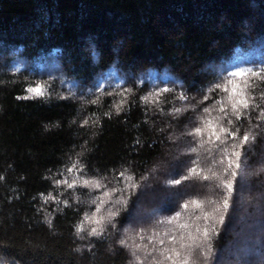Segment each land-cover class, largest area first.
<instances>
[{"label":"trees","instance_id":"16d2710c","mask_svg":"<svg viewBox=\"0 0 264 264\" xmlns=\"http://www.w3.org/2000/svg\"><path fill=\"white\" fill-rule=\"evenodd\" d=\"M256 73L264 0H0V264H264ZM217 85L259 106L227 124ZM205 119L249 142L189 135Z\"/></svg>","mask_w":264,"mask_h":264},{"label":"snow or ice","instance_id":"6c2138e0","mask_svg":"<svg viewBox=\"0 0 264 264\" xmlns=\"http://www.w3.org/2000/svg\"><path fill=\"white\" fill-rule=\"evenodd\" d=\"M233 76H241L243 75V73H232ZM257 77L261 80H264V75H262L261 73H256ZM245 84V88H248V87H251V85L248 84L247 81L244 82ZM216 87H220L222 88V90L224 92H228L229 95L225 98V100H221V101H217V103L220 105L219 107V112L221 113H224V116L222 117L223 120L227 121V124H232V120H230L228 117L229 115H231L232 117H234L236 120H240L242 115H243V112L241 111V109H249L250 107H256V106H259V105H253L250 103V99H249V96L248 94L245 93L244 89H241V91L239 93L236 92L235 88L233 89H229L228 87L226 86H223V85H217ZM29 92H32L35 94L36 97H39V96H43L44 95V92L41 91L39 88H30L28 89ZM239 97V98H237ZM180 99H187V97L185 96H181ZM204 99H207V97H205ZM252 99H255V97H252ZM261 99H264V94H262L261 96ZM225 101H227V105L229 107H226L225 106ZM203 102V101H201ZM177 112H180L181 109H176ZM204 112H208L210 114L211 112V109L209 107H205L203 109ZM261 116H264V112L261 113ZM219 119V118H218ZM227 124H220L218 122H214V121H210V120H207L205 119L203 122H202V126H197L195 128V131L194 132H190L189 135H193V136H197V137H204L205 133H206V130L208 132V141L211 142L213 140V138L215 139V141L217 142H220L221 144L225 143L226 141L225 140H222L221 139V135L218 134V133H222L226 138H230L232 139L233 141H235L236 139L240 138L242 139L243 143L239 146V147H243V144H246L249 142V139L251 137V133H247V134H244L242 137H239V127L238 126H234L231 130L227 127ZM254 139V137H252ZM203 146V145H201ZM233 148H236L237 145L233 144L232 145ZM193 151H195V149H193ZM234 156H236L237 158H239L240 156V153L237 151V152H234L233 153ZM233 167V164L232 162H229L228 164V168H232ZM235 167L236 168H239L240 165L239 163H236L235 164ZM72 170H75V168H73ZM193 172H195V169H192ZM235 172L232 173L233 176H235ZM123 175V174H121ZM129 179H131V177H129ZM205 180L209 179V177L205 176L204 177ZM67 187L69 188H74L76 187L77 185L75 183H72V182H65ZM222 185H223V188L225 189H228L229 192L232 191V188H233V184H232V181H228V182H223L221 181ZM82 187H85V188H105L107 189V185H102L98 180L96 181H93L91 179H84L83 180V183L81 185ZM114 194V192L112 190H106L104 191L103 193V196L100 197V205H104L105 204V200L103 197H111L112 195ZM109 203H119V201H111L109 200L108 201ZM190 203H193L196 205L197 208H202L203 205L200 204L199 202H196V201H192ZM228 201L225 199L224 202H223V208L224 209H227L228 208ZM184 208L187 209L188 208V205L185 204L184 205ZM219 209H217L218 211ZM97 211H100V208L98 207L97 208ZM111 215V214H110ZM208 215L209 214H206L204 216L205 219L208 218ZM175 219H178V217H174L173 219H170L168 221V223H172L173 220ZM197 219H199V217H197ZM222 220V218H221ZM95 223L97 225H100L102 222L101 220L97 219L95 221ZM181 228H184L186 227V225H180ZM102 228H92L91 229V234L92 235H100L102 233ZM203 236L205 239H208L209 238V232L207 229H204L203 230ZM183 239V237L181 238ZM173 241H175V237H173ZM122 243H126V242H123ZM160 244H163V240L159 241ZM181 247H187L186 245L182 244ZM196 247H199L198 245ZM163 255V253H161ZM149 255H151V253H149ZM176 255H179V252L176 253ZM206 256V253L204 254ZM166 259L168 260H171L172 257L170 256H166L165 257ZM173 264H175V262H173ZM182 264H189V258L185 257Z\"/></svg>","mask_w":264,"mask_h":264},{"label":"rangeland","instance_id":"374dc122","mask_svg":"<svg viewBox=\"0 0 264 264\" xmlns=\"http://www.w3.org/2000/svg\"><path fill=\"white\" fill-rule=\"evenodd\" d=\"M14 56H15V54H13ZM115 65H117V64H115ZM113 66V65H112ZM111 67V66H110ZM112 68V70H113V72L115 73V74H117V80H121V78H123L122 77V75L119 73V70H117V68H115V67H111ZM211 68H214L213 66H207V69H211ZM53 65H51L50 66V64L47 66V68H46V71H49V72H52L53 71ZM242 69L243 68H241L240 70H238V72L239 73H241V71H242ZM111 70V71H112ZM121 72V71H120ZM236 73V72H235ZM110 77H111V79H115L116 77H115V75L112 73V75H110ZM107 78V76L104 78V80ZM64 80V79H63ZM63 83V85H64V81L62 82ZM33 89L34 88H39L41 91H43L44 92V95H45V90H44V88L43 87H41L40 85L39 86H37V87H32ZM28 93V95L30 96V97H36L35 96V94L34 93H32V92H27ZM263 206H264V200H263ZM140 212V213H139ZM147 212H149V211H147ZM147 212H143L141 209L136 213V215H135V217L137 218V221H138V216L139 215H143V214H145V213H147ZM139 214V215H138ZM148 214V213H147ZM151 215H152V213H151ZM243 251V250H242ZM249 251L250 250H248V251H245V252H243L244 253V256H246L248 253H249ZM251 252V251H250Z\"/></svg>","mask_w":264,"mask_h":264}]
</instances>
